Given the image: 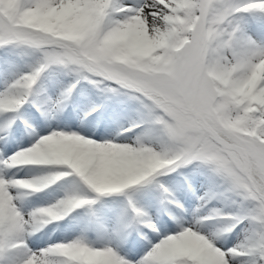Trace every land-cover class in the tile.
<instances>
[{
    "label": "snow or ice",
    "instance_id": "6c2138e0",
    "mask_svg": "<svg viewBox=\"0 0 264 264\" xmlns=\"http://www.w3.org/2000/svg\"><path fill=\"white\" fill-rule=\"evenodd\" d=\"M0 264H264V0H0Z\"/></svg>",
    "mask_w": 264,
    "mask_h": 264
}]
</instances>
